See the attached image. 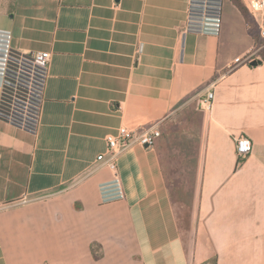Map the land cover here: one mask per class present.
Returning <instances> with one entry per match:
<instances>
[{"label":"crops","instance_id":"0c3cea01","mask_svg":"<svg viewBox=\"0 0 264 264\" xmlns=\"http://www.w3.org/2000/svg\"><path fill=\"white\" fill-rule=\"evenodd\" d=\"M240 2L219 35H182L186 0H0V40L51 53L35 134L4 118L0 82V264H264V50L233 66L257 47V1ZM152 125L154 147L116 158L124 197L103 201L105 136Z\"/></svg>","mask_w":264,"mask_h":264},{"label":"built area","instance_id":"2783aa9c","mask_svg":"<svg viewBox=\"0 0 264 264\" xmlns=\"http://www.w3.org/2000/svg\"><path fill=\"white\" fill-rule=\"evenodd\" d=\"M187 20L185 32L203 35H219L222 27L223 4L225 0H186ZM257 1V13L260 22L256 27L260 44L241 57H235L233 66L250 65L257 53L264 48V0ZM11 35L6 31L0 40V82L4 86L3 103L8 106L4 118L16 127L32 134L37 132L41 109L44 101V89L48 77L51 53L49 51H21L12 47ZM143 45L138 51L142 52ZM213 93L207 92L203 99V109L210 110ZM161 135L160 128L152 125L146 128L130 129L121 126L116 133L105 136L106 151L99 153L96 160L100 166L112 171L110 180L99 186L102 200L111 201L124 197L123 186L117 173V156L131 144L152 148ZM235 151L239 158L246 157L252 151V141L246 135L236 136Z\"/></svg>","mask_w":264,"mask_h":264},{"label":"rangeland","instance_id":"374dc122","mask_svg":"<svg viewBox=\"0 0 264 264\" xmlns=\"http://www.w3.org/2000/svg\"><path fill=\"white\" fill-rule=\"evenodd\" d=\"M254 8L256 9V6L254 5ZM255 15L256 18L258 20V22H260V15L257 14V12L255 11ZM255 46L260 44V39L259 37L256 36L255 38ZM264 55V53H263ZM174 189H176L177 187H173ZM191 188L189 187H178L176 192L174 191V206H175V210L177 212V216L179 219V226L181 228V232L183 234V236H185V238H188L187 235V229H188V224L190 222V218H191V212L193 210V202H190V193L191 192Z\"/></svg>","mask_w":264,"mask_h":264},{"label":"trees","instance_id":"16d2710c","mask_svg":"<svg viewBox=\"0 0 264 264\" xmlns=\"http://www.w3.org/2000/svg\"><path fill=\"white\" fill-rule=\"evenodd\" d=\"M233 3H235V5L239 8V10L243 13H245L246 9L245 7L242 5V3L240 2V0H233ZM259 37V36H258ZM264 50V48L262 49Z\"/></svg>","mask_w":264,"mask_h":264},{"label":"water","instance_id":"95a60500","mask_svg":"<svg viewBox=\"0 0 264 264\" xmlns=\"http://www.w3.org/2000/svg\"><path fill=\"white\" fill-rule=\"evenodd\" d=\"M260 62H261V60H259V59H255V60H253V61L251 62L250 65L255 66V65L259 64Z\"/></svg>","mask_w":264,"mask_h":264}]
</instances>
